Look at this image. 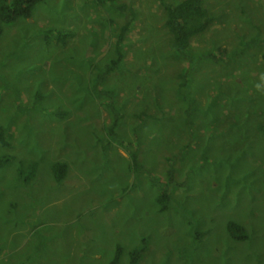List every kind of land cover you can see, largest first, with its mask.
Wrapping results in <instances>:
<instances>
[{"label":"rangeland","instance_id":"rangeland-1","mask_svg":"<svg viewBox=\"0 0 264 264\" xmlns=\"http://www.w3.org/2000/svg\"><path fill=\"white\" fill-rule=\"evenodd\" d=\"M181 1L45 0L6 25L0 264H133L138 247L137 264H264V0H205L214 21L179 52L163 3Z\"/></svg>","mask_w":264,"mask_h":264},{"label":"trees","instance_id":"trees-1","mask_svg":"<svg viewBox=\"0 0 264 264\" xmlns=\"http://www.w3.org/2000/svg\"><path fill=\"white\" fill-rule=\"evenodd\" d=\"M45 0H0V39L3 37L5 28L7 24L17 23L21 19H31L34 16L35 10L39 3ZM116 1V0H112ZM118 0L115 3L114 8L119 12L127 11V7L125 3H120ZM163 6L167 12L166 16V26L168 30L172 34V39L174 46L177 51L182 52L185 49L191 50V44L195 36L199 34H203L212 22L214 21V15L207 8L205 0H182L178 4H167ZM132 22H128L125 26H123V30L121 32L120 38L118 39V57L113 60L112 69L118 67L125 59V55L120 50L121 45L125 40V35L128 29L130 28V24ZM68 34H71L69 32ZM63 35L55 38V42L64 40V43L67 42ZM48 43L52 42V38L47 36L46 38ZM58 115L62 117V119H66L71 112L67 109H59ZM71 120V118H69ZM120 121V116L116 117L111 126V130L114 133V137L118 139V132L116 128L118 127V123ZM7 130L0 126V145L12 147L14 148V140L11 135H7ZM11 149V148H10ZM135 161H138V152L134 154ZM15 159L14 154L4 155L0 159V167H3L5 164H11ZM137 163V162H136ZM53 169L56 173V179L58 182H65L67 176L70 173V165L66 161H57L53 165ZM38 182H34V185H37ZM170 195L167 192L160 195L159 201L162 203V208H168L167 203H169ZM231 232L238 240H245L248 238L247 228L241 225L238 222L232 221L229 226ZM145 245H149L148 240L144 239ZM146 249V248H145ZM119 251H122L120 247ZM150 250L143 251L142 248H136L133 253V264H137L144 256H146ZM116 259H120V256L116 257Z\"/></svg>","mask_w":264,"mask_h":264}]
</instances>
